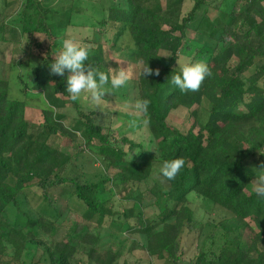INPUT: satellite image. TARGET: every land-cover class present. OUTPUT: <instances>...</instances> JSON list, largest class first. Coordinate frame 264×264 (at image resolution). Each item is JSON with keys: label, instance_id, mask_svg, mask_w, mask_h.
Here are the masks:
<instances>
[{"label": "trees", "instance_id": "1", "mask_svg": "<svg viewBox=\"0 0 264 264\" xmlns=\"http://www.w3.org/2000/svg\"><path fill=\"white\" fill-rule=\"evenodd\" d=\"M2 1L0 51L14 45L22 55L4 63L17 71L12 84L20 96L0 76V264H122L136 251L164 264H264V199L254 192L264 175V0H85L105 14L94 42L121 59L98 57L96 46L88 63L109 75L127 69L128 83L116 90L106 85L107 92L150 101L142 119L157 141L152 155L127 136L115 138L96 111L72 101L67 72L50 74L62 48L58 39L73 27L83 0ZM67 4L68 15L51 20ZM210 11L223 15V25L216 37L201 40ZM197 62L212 76L199 91L183 93L171 77ZM147 64L159 76L143 77ZM32 97L44 104L39 123L27 119ZM203 101L204 121L197 113L186 131L170 127L173 110ZM90 150L104 166L97 180L79 163ZM178 157L185 166L169 181L163 161ZM28 188L41 198L35 209L25 207ZM195 199L212 203L218 214L212 222L219 230L209 237L196 220ZM11 208L14 221L7 217ZM186 230L199 241L189 262L181 246ZM122 234L138 235L126 252L117 242ZM30 248H41L42 257H30Z\"/></svg>", "mask_w": 264, "mask_h": 264}, {"label": "rangeland", "instance_id": "2", "mask_svg": "<svg viewBox=\"0 0 264 264\" xmlns=\"http://www.w3.org/2000/svg\"><path fill=\"white\" fill-rule=\"evenodd\" d=\"M60 0H54V3H58ZM70 4L64 6V8H55L54 12L51 14V20L54 18H62L67 13V8ZM100 4L95 2H88V1H79L76 5V9L78 10V14L74 15L73 18V27L67 31V33L63 34L62 37L58 39V41L63 42L61 39L71 38L74 39L78 44L85 45L89 48L90 54L94 53L92 48L97 46V43L94 42L95 36L93 35L94 31L102 30L100 27L99 21L105 17V14L100 9ZM190 4H188L189 8ZM4 8L3 1L0 0V10ZM223 15L218 12L210 11L209 18L203 20L202 25L200 26V34L199 37L201 40H209L213 35L216 37L217 28L222 27L223 25ZM201 14L197 18V22L201 21ZM104 31V30H103ZM84 40V41H82ZM82 41V42H81ZM97 47L99 49L95 50L98 51V57L102 58L105 57L107 60L112 62H117L121 60L117 54H111L110 49L108 48V44H99ZM3 50L0 51V76H7L11 80V84L14 82L12 81L15 77L16 70H9L8 66L4 63L8 64V61L11 58L17 59L21 57V51L16 46H7L2 47ZM3 53V54H2ZM162 54H165L162 52ZM2 62V63H1ZM253 70V69H252ZM250 72H252L250 70ZM33 93H35L33 91ZM12 96L18 97L20 93L18 88L12 84ZM117 95V96H116ZM108 89V93L105 95V100L101 102L100 106H96L93 104L88 98L87 95H82L81 99L78 100L79 104L85 111L93 110L96 111L98 114L99 120L109 127L113 136L115 138H119L120 136H127L130 140L134 142L140 143L144 149L147 151V154H157L156 146L157 141L153 139L150 135L147 125L142 123V120H137L135 126H131V121L135 118V112L132 109V105L137 100L135 93L133 92L128 99L122 98ZM43 102L36 98L32 97L29 99V104L27 107L26 115L27 119L34 122L39 123L43 120L41 110L43 108ZM69 104V111L70 114L73 113L72 108ZM208 111V102L203 101L200 105H195L191 109H187L185 107H179L173 110L169 116L168 123L170 127L176 132H184L186 131L189 126L194 121V118L197 116L200 120H205ZM69 121V120H68ZM139 150L134 151L137 154ZM79 163L83 166V170H85L87 177L91 180H97L98 175L104 171V166L99 159V157L93 151H87L84 155L79 157ZM25 193L28 197L25 207L26 208H34L38 205V202L41 198L33 192L30 188L25 190ZM192 207L195 210L196 220L199 224H203L204 227V235L203 237L210 236L213 231H218L219 228L212 222L213 219L218 216L215 215L213 212V205L212 203L203 200V199H195L192 203ZM16 216V209L11 208L8 213L7 217L9 220L14 221ZM218 218V217H217ZM210 223V224H209ZM208 224V225H207ZM101 235L103 240L107 242L110 239V230L108 227H103L101 231ZM58 238L61 237V233L57 236ZM138 238V235H128L122 234L119 235L117 238L118 245L122 252H126L128 247H130L133 241ZM197 243L198 235L194 232L185 231L181 237V246L183 248L182 256L185 262H189L192 260L197 254ZM30 257L38 258L42 257L43 251L41 248H30L29 250ZM142 256V257H141ZM129 260L130 264H134L133 262L138 259L143 258L144 264H164L163 260L159 259H149L147 258V254L140 253L136 251L134 254L130 253L126 256H123ZM121 263L123 264V260ZM150 260V261H148Z\"/></svg>", "mask_w": 264, "mask_h": 264}, {"label": "clouds", "instance_id": "3", "mask_svg": "<svg viewBox=\"0 0 264 264\" xmlns=\"http://www.w3.org/2000/svg\"><path fill=\"white\" fill-rule=\"evenodd\" d=\"M90 50L87 46H81L74 39L66 38L62 42L61 51L49 64L50 74L66 77V92L72 101L81 99L82 95L96 106H100L105 100L107 92L105 86L110 84L111 89L116 90L124 87L129 79L127 69L116 68L111 75L98 68L91 66L89 61ZM143 77L159 76L160 70L144 66L140 73ZM212 76V71L207 64L202 62L187 63L181 67L180 73L171 77V83L179 88L181 92H197L200 90L206 78ZM150 101L147 99L136 100L132 105L135 118L131 121V126H135L137 120L146 116ZM142 123L147 125L149 121L142 119ZM185 160L178 157L172 160L163 161L161 174L164 178L174 180L185 166ZM264 169V165L261 166ZM255 194L264 199V175L256 178L254 187Z\"/></svg>", "mask_w": 264, "mask_h": 264}]
</instances>
